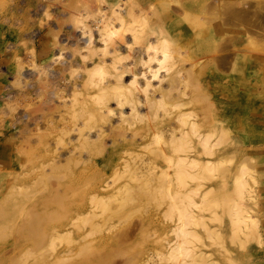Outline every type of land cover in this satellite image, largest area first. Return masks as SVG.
<instances>
[{
  "label": "rangeland",
  "instance_id": "1",
  "mask_svg": "<svg viewBox=\"0 0 264 264\" xmlns=\"http://www.w3.org/2000/svg\"><path fill=\"white\" fill-rule=\"evenodd\" d=\"M58 1L0 0V214L4 216L0 215V230L6 229L0 232V264L20 258L22 264H264V46L255 44L252 67L244 59L240 63L247 82L240 89L244 102L236 123L238 151L225 152L220 164L208 169L179 170L176 165L184 152L175 144L185 140L190 147V139L196 142V134L204 129L193 127L197 133L166 144L173 126L177 125L176 131L179 127L177 135L184 129L178 124L180 109L175 102L186 103L181 109L194 112L188 120L202 121V110L210 106L218 111L212 100L216 90L208 77L210 65L206 75L197 76L200 46L192 41H185V47L172 45L176 64L169 72L162 69L166 74L161 84L151 81V87L163 88L169 76L183 75L174 78L176 90L164 111L161 107L151 113L140 104L130 112L131 105L120 108L111 100L108 117L97 113L88 123L81 104L93 106L95 81L113 82L109 74L114 70L109 63L113 46L119 47L125 62L130 61L133 51L127 48L132 35L119 32L106 43L102 35L101 41L99 29L111 16L108 0ZM245 45L242 35L243 55L248 52ZM142 57L146 58L145 52ZM97 64L103 69L90 76ZM189 70L191 77L186 74ZM127 75L123 83L128 82ZM188 78L190 84L184 82ZM205 80L210 87L204 92L196 89L197 96L192 82ZM196 98L201 100L195 104ZM223 115L232 120L229 112ZM206 119L211 127L218 122L212 112ZM83 122L91 128L80 127ZM226 127L225 138L217 127L210 138L226 139L220 148L231 144L234 126L228 122ZM78 128L84 129L82 133ZM12 187L28 189L23 191L26 200ZM29 219L33 230L25 232ZM30 254L35 261L22 257Z\"/></svg>",
  "mask_w": 264,
  "mask_h": 264
},
{
  "label": "bare ground",
  "instance_id": "2",
  "mask_svg": "<svg viewBox=\"0 0 264 264\" xmlns=\"http://www.w3.org/2000/svg\"><path fill=\"white\" fill-rule=\"evenodd\" d=\"M242 1H246V2H248V4L251 3V5H254L253 8L250 4H249L250 7L247 6L246 4L244 5L243 3H246V2L242 3ZM258 1H260V0L255 1V4L257 5V6H255V4L252 3L253 1L251 2V0H165L164 2H160L159 0H108L109 4H106V6L107 5L109 6V10L111 11V16L108 19L106 18L107 20L102 25L103 26L102 29L101 28L99 29L100 31L101 30L103 31V33L100 34L99 36L101 38L102 35H104V39H105V43H106V42L112 41L111 36L113 34H116V33L119 34V32L124 33L126 31L127 32L129 31V32H131L130 34L132 35V37H130L131 41H130V45L127 49H129L128 51H130V49H131L133 52L132 53L130 52L131 53L130 61L125 62L126 60H124V59H126V57L121 56V53L118 52L119 50H116V49H119V47L116 48L113 46V48L111 49V52L115 53L112 55L114 57L109 62V63L114 65V66L112 65V67H113L112 69H114V70L112 72H109V74H111V76L114 78L113 82L111 83L108 80L107 84H101V82L95 81L96 82L95 85L97 86V94L94 95V97L91 99L93 106L86 107L87 108L86 109L81 104V107L87 113L85 115H87V117H88L86 119L88 121V123L95 119L97 113H99L100 118L101 117L105 118L104 113H106V116L108 117V112L113 110L109 106V103L111 100H114V102H115L114 105L116 107L121 108L125 104L131 105L130 112L133 109H137V105H140V104H142V106H143V104L147 105V108L149 109V111L151 113L158 112V109L161 107H162V110L164 111L165 108H163V107L165 105V102L167 101L168 98L172 99V96H173V94L171 95V91L176 86V84H174L176 82L175 81L176 79H174V78H177L180 74H178L177 76L174 75L175 76L174 78L172 77V75L169 76V78H167L168 84L162 88L161 85H159V84H161V81H163L165 79L164 74H166V71L164 74L162 73V69L165 68L164 70H168L174 64L173 60L175 59L174 58L175 54L173 53L174 56H172L173 55L172 54V45L179 46V48H180V47H185V41H192V42H194V44H197L200 46L198 52L200 54H202V58L200 59L202 61L198 63L201 65L200 66L201 69H200V72L197 76L206 75V73H207L206 66L208 64L210 65L211 71L209 72L208 77H209V80L215 86L216 92H215L212 100L215 103L214 107L218 111L217 112L214 111V109H212L213 106L212 107L210 106V109H203L202 110V116H203L202 121L190 120V119L188 120V117L191 116L190 114L191 113L193 114L194 112H191V113L188 112L187 113V112L183 111L181 109V107H184L183 104H186V103L180 104V101H176L174 104V107L176 106V108L180 109L178 116H177V121H178V124H180V126L184 127V129L181 128L178 135H177L176 133L179 130V127L176 131L173 128H175V126H177V125L173 126V128H171V136H170L171 141L168 140L166 144H168V143L172 144L175 141L174 139H177L180 137H182V138L185 137L184 135L186 133H191L193 135L194 133L198 132V129H201V128L204 129L203 130L204 132L202 134H196L197 138H196V136H194L197 140L196 142H192L193 138L190 139V142H191L190 144L193 143L190 147H189L188 141H185V140L175 144V148L177 150L184 152L183 156L180 158V162H179L180 164L178 163L176 165L177 169H179V170H185L186 168L208 169L210 167H214V166L219 165L220 164L219 162L222 161V158H220V157L225 152H235L236 153L238 151V146H237L238 144L237 143L239 141L238 137H237L238 136V131H237L238 128L236 127V123L238 120L239 108H240L241 104L244 102V98H243V95H241L240 89L246 80V79L241 77V74H240L241 64L240 63L244 59V61L247 64V67L248 68L252 67L254 64V57H253L252 51H253V48L255 47V44L260 45V46H264V14H262V12H264V11L261 12V10H264V9H261V8H264V4H262L264 2H261L259 4ZM262 1H264V0H262ZM89 2H92V1H89ZM171 2H174L175 5H171L170 4ZM104 3H107V1ZM239 3L241 6L243 4V6L240 7ZM75 5H76V2H75ZM245 6H247L248 8ZM69 7L71 8V6H69ZM80 7L81 6H79V8ZM121 7H123V8H121ZM243 7H245V8H243ZM70 8H68V9H70ZM82 9H84V8L82 7ZM95 12H97V11H95ZM70 13H72V11ZM149 13L151 15H149ZM78 15H80V14H78ZM72 17H76V16H72ZM77 17H79V16H77ZM90 17H91V15H90ZM151 17H153V18H151ZM259 17H260V19H257ZM64 18H63V20H64ZM72 19H74V18H72ZM79 21L80 20H78L76 23H78ZM81 21H83V20H81ZM63 23H66V22H63ZM83 29H84V26H83ZM100 31H99V33H100ZM97 34H98V32H97ZM97 34L95 36H97ZM242 35L246 36L245 47L247 48L248 52L246 51L245 55L242 54L243 53L242 47H241ZM150 36H153V38L150 39ZM104 39L102 40V38H101V41L103 42ZM53 42H56V41H53ZM101 45H102V43H101ZM110 45L112 46V43H109L108 47H110ZM132 45H138V47L132 48ZM104 46H106V45L104 44ZM108 47L106 49H110ZM102 49H104V48H102ZM99 51H101V50H99ZM211 51H214V52L209 53ZM105 52H110V51H105ZM143 52H145L146 58L142 57ZM176 52H177V50H176ZM102 53H100V55ZM111 54H109V55H111ZM128 54L129 53L127 52V55ZM93 55H95V53ZM106 55H108V54H106ZM176 55H177V53H176ZM100 57H103V54ZM130 57H128V58H130ZM104 58L105 57H103V59ZM96 63H97V61H96ZM101 66H104V65H98L97 64L96 66L93 67V69L94 70L96 68H98V69L96 71L92 72L93 69L91 68L87 72V74L89 72H92V73H90V76H91L93 73H98L97 71L103 69V68H101ZM174 67H172V68H174ZM169 71L170 70H168V72ZM181 71L182 70H180V72ZM191 71H193V70H191ZM99 72H101V71H99ZM195 72H193V73H195ZM125 74H129V76L127 75L128 76V82L123 83L122 78ZM175 74H176V72H175ZM186 74L188 76L190 74V70ZM229 74L231 76V79H226V77ZM191 75H189V76L191 77ZM88 76H89V74H88ZM180 76L183 77V75H180ZM89 78L92 79V77H89ZM154 79L157 80V82L155 80V83H159V84H158V86L156 84L153 87H151L152 86L151 81H153ZM92 80H90L91 82H89V84H90L89 87L93 86V84H91ZM180 80H182V79L180 78ZM188 80L190 81V78L186 79V81H184V82H187ZM177 81H179V80H177ZM139 82L142 83V86L141 85L139 86ZM246 82H247V80H246ZM39 83L42 84V82H39ZM188 83L189 82H187V84ZM192 83L194 85L193 89L195 92H197L196 89L200 90L201 92H204L207 89H209V87H210V83L207 80L202 81L198 84L195 83L194 81ZM44 84H45V82H44ZM184 84H186V83H184ZM95 85H94V87H96ZM185 86H187V85H185ZM178 87H179V85H178ZM189 87H190V85H189ZM175 90H173V91H175ZM155 92H159V94H156ZM198 92L194 93V94H197V96H198ZM139 94L143 95V96H141L143 98V101H139ZM154 94H156V95H154ZM199 95H200V93H199ZM87 97H89V96H87ZM202 97H203V95H202ZM198 98H201V96ZM198 98H196V99H198ZM201 99H198L197 101H195L194 99H192V100L195 101V104H196V102L199 103L200 102L199 100H201ZM89 100H90V98H89ZM216 102H218V104H216ZM82 103L85 106H87L86 100ZM188 103L191 104V102H188ZM95 105H97V106H95ZM159 110H161V109H159ZM209 112L216 114L218 117V119L216 120L218 122L215 123L213 127H211L207 123L208 122L207 119L204 121V119L208 117ZM227 112H229L232 120L227 121L226 117H224L223 113L226 114ZM196 115L197 114H194L195 118H196ZM101 121H103V120H101ZM228 122L232 123V126H234L233 135L230 137L231 138V140H230L231 144L228 147L220 148L219 146H222L223 143L225 144L226 139L223 141L221 138L222 136L216 135V138L218 137L217 140H214L212 142L210 140V138H212V136H213L214 127H217L220 132L223 131V133H224L223 137L225 138L226 137L225 134H227V132H225V130L226 129L228 130V128L226 127ZM83 123H85V124H82L83 126H80V127H84L85 129H86V127H90L87 125L88 123H86V122H83ZM94 123H95V121H94ZM193 127H198V129L195 131L193 129ZM78 129L81 132L79 131L77 133H82V131L84 130L82 128L81 129L78 128ZM80 135H83V134H80ZM186 135H188V134H186ZM187 138H189V137H186L184 139H187ZM83 141H85V140H83ZM220 141H223V142L220 143ZM87 146H88V144L86 143V147ZM190 154H192L191 157H190ZM191 175H193V174H191ZM178 176H180V174ZM188 177H190V176H188ZM182 178L183 177L181 176L180 179H182ZM176 182H178V181H176ZM238 184L240 186V183H238ZM178 185H179V183H178ZM236 186H238V185H236ZM24 187H26V186H24ZM1 188L3 189V187H1ZM16 188L12 187V190L17 191ZM20 188H23V187H20ZM17 189H18L19 193H22L20 195L26 194L27 192L25 193L23 191L28 190L26 188H24L26 190L19 189V188H17ZM8 191H9V189H8ZM20 191H22V192H20ZM15 194H18V193H15ZM10 195H13V194L11 193ZM25 196L26 195H23V197H25ZM235 197H238V194H235ZM235 197H234V199H235ZM173 199L174 198H172L170 200H173ZM25 200H26V197H25ZM232 201H235V200H232ZM4 203H5V201H4ZM226 203H227V201H225L224 204H226ZM24 206L23 207L21 206V207L24 208ZM14 208H15V206H14ZM28 208H25V209H28ZM31 208H32V206H31ZM31 208H29L28 210H32ZM21 210L22 209H20V211ZM24 211H25V213L26 212L28 213V211H26V210H24ZM32 211H29V212L31 213ZM30 213L28 214V216L30 215V217H31L33 214H30ZM0 215L2 217H4L3 213H1ZM30 217H28V218H30ZM38 218H39V216L37 217V220H38ZM229 219H231V218H229ZM37 220H35L34 222H37L36 224L38 226V225H40V222H38ZM29 221H30L31 225L28 226V229L30 226L33 225L32 224L33 222L30 219H29ZM25 222H27V224H28V221H25ZM234 222H236V221H234ZM236 224H238V223L236 222ZM21 226H22V224H21ZM2 227H3V225H2ZM37 228H39V227H37ZM36 229H34V232ZM1 230H2V228H1ZM1 230H0V232H3L6 229H5V227H3V231H1ZM30 230L32 231L33 229H29L27 231L24 230V231L28 232ZM2 236H4V235L2 234ZM92 251H94V249ZM96 251L97 250H95V252ZM19 252L22 253L23 250H21ZM24 252H25V250H24ZM91 253H93V252H91ZM22 254L26 255L29 253H27V251H26L25 253H22ZM19 256H21V255H19ZM30 256L32 257L31 254L29 256H22V257L29 259ZM33 258L35 259V257H32V260H33ZM26 260L27 259H23V261L25 263H26ZM13 261L16 263L17 259L11 260L10 262H12V264H13L14 263ZM33 261H35V260H33ZM17 262L21 263L22 262L21 258Z\"/></svg>",
  "mask_w": 264,
  "mask_h": 264
}]
</instances>
